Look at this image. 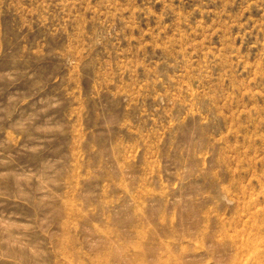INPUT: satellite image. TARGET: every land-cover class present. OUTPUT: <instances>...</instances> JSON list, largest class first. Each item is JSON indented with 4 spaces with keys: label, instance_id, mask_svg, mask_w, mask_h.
Instances as JSON below:
<instances>
[{
    "label": "rangeland",
    "instance_id": "374dc122",
    "mask_svg": "<svg viewBox=\"0 0 264 264\" xmlns=\"http://www.w3.org/2000/svg\"><path fill=\"white\" fill-rule=\"evenodd\" d=\"M0 264H264V0H0Z\"/></svg>",
    "mask_w": 264,
    "mask_h": 264
}]
</instances>
